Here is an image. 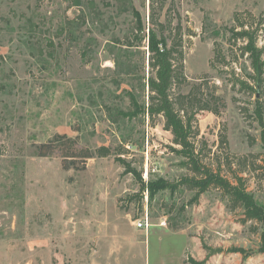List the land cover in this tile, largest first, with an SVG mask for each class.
<instances>
[{
	"label": "rangeland",
	"instance_id": "obj_1",
	"mask_svg": "<svg viewBox=\"0 0 264 264\" xmlns=\"http://www.w3.org/2000/svg\"><path fill=\"white\" fill-rule=\"evenodd\" d=\"M152 3L172 23L165 35L180 27L183 91L200 85L221 97L211 103L219 114H197L204 160L217 156L264 207V126L255 90L243 86L253 83L250 60L235 48L233 70L210 65L235 14L256 27L264 0H0V264H191L207 257L204 245L222 251L205 264H264L260 224L242 223L217 188L197 202L185 185L142 189L191 174L164 119L143 112ZM101 146L110 153L99 155Z\"/></svg>",
	"mask_w": 264,
	"mask_h": 264
},
{
	"label": "trees",
	"instance_id": "obj_2",
	"mask_svg": "<svg viewBox=\"0 0 264 264\" xmlns=\"http://www.w3.org/2000/svg\"><path fill=\"white\" fill-rule=\"evenodd\" d=\"M133 15L136 30L142 31L140 13L135 10ZM249 15L253 16L251 13ZM235 20L238 22V26L229 30L228 47L225 49L219 43H215L210 65L215 68L216 63L222 60V67L228 72L233 70L236 63L239 62V59L233 55L235 48L242 51L241 57L247 55L252 68V72L248 75L249 82L253 83L251 85V83L243 82V86L252 91L255 90V94L258 96L255 112L264 126V103L261 101V98H264V44L263 46L258 44L260 31L264 30V17L258 20L256 27L252 22L242 21L239 13L235 14ZM150 22L153 29L149 38V66L151 69V74L147 79L149 104L143 108V112L149 116L153 123L158 117L164 119V128L172 135L173 146L170 149L184 158V165L187 166L191 174L183 177L178 183L168 181L144 183L142 189L146 188L148 191H154L157 188L176 190L179 186L185 185L195 192L192 200L197 202L200 196L210 188H217L224 197L227 208L231 211L242 209V223L254 221L260 224L262 231L257 252L264 254V207L257 203L242 177L236 175L232 179L223 173L222 165L214 162L217 156L210 158L212 162L209 163L204 160V146L199 141L200 130L197 124V114L203 110L219 114V108L213 107L211 103L216 102L217 99L221 100V97L214 93L205 97L200 85H195L188 93L183 91L187 76L184 71L185 55L180 27H172L170 29L172 35H165L167 24L171 26L172 23L171 21L163 23L159 20L158 10L153 3ZM222 142H228L226 135L222 136ZM97 152L101 156H106L110 153V148L101 146ZM211 152V149H208L206 156H210ZM228 166L231 168V164ZM128 170L142 180L140 172L130 167ZM143 197L144 194H141L140 199ZM204 248L208 251L207 257L202 261L191 259V264H205L209 256L222 252L221 249H212L207 245H204ZM228 251L240 253L243 257L254 252L252 249L246 250L243 247H231Z\"/></svg>",
	"mask_w": 264,
	"mask_h": 264
},
{
	"label": "built area",
	"instance_id": "obj_3",
	"mask_svg": "<svg viewBox=\"0 0 264 264\" xmlns=\"http://www.w3.org/2000/svg\"><path fill=\"white\" fill-rule=\"evenodd\" d=\"M162 225L163 226H166L167 225V222H166V219L165 218H162ZM136 225L138 227H146L147 226V218L146 217H143V218H139Z\"/></svg>",
	"mask_w": 264,
	"mask_h": 264
}]
</instances>
